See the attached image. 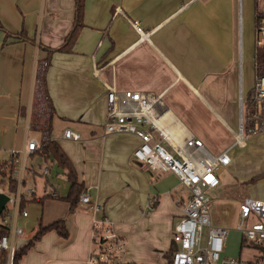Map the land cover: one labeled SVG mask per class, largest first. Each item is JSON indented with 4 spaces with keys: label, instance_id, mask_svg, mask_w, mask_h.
<instances>
[{
    "label": "crops",
    "instance_id": "crops-1",
    "mask_svg": "<svg viewBox=\"0 0 264 264\" xmlns=\"http://www.w3.org/2000/svg\"><path fill=\"white\" fill-rule=\"evenodd\" d=\"M73 13V0H0V149L9 154L15 180L10 194L18 206L28 200L20 192L23 171L35 172L25 160L42 163L46 176L37 194L28 189L39 216L16 210L11 227L7 225L9 240L16 249L39 224L55 219H62L67 229L66 236L55 229L43 232L18 264H87L91 214L77 203L69 208L63 198L69 182L41 150L47 138L67 154L81 189L102 203V212L125 237L127 260L166 251L160 246L159 217L171 225V204L177 205L171 192L181 185L172 173L153 171L133 156L139 143L134 133L102 134L107 87L160 93L161 122L170 133L166 147L193 134L209 153L227 149L230 160L218 169L219 177L227 170L236 182L255 175L264 181V158L250 169H239L247 142H234L239 94L249 95L254 76L253 46L250 40L244 55V35L252 37L256 13L264 14V0H84L83 26L71 50L49 53L43 45L61 44ZM133 19L148 31L145 38L138 39ZM18 31L21 36L13 34ZM65 128L78 132L79 138L64 137ZM30 138L38 147L22 154ZM260 140L250 144L264 153ZM62 177L66 180L58 182ZM226 184L221 177L216 190ZM153 195L156 199L147 208ZM236 195L238 202L245 196ZM168 201L169 209L163 210ZM6 215H0L2 220ZM20 223H28L27 234ZM133 243L137 246L132 249Z\"/></svg>",
    "mask_w": 264,
    "mask_h": 264
},
{
    "label": "built area",
    "instance_id": "built-area-1",
    "mask_svg": "<svg viewBox=\"0 0 264 264\" xmlns=\"http://www.w3.org/2000/svg\"><path fill=\"white\" fill-rule=\"evenodd\" d=\"M131 25L138 33V39L147 36L148 31L141 28L139 21L133 19ZM252 37L254 76L249 95L239 94L238 125L234 133V142L239 145L251 135L264 132V55L261 52L264 47V14L256 13ZM105 100L102 134L134 133L139 143L132 151L133 156L151 170L172 173L187 191L186 195L175 198L181 204V212L172 225L170 241L175 244L174 250L169 259L158 264H241L239 257L223 254L228 228L211 218L212 192L220 184L218 169L230 160L227 149L209 153L202 140L193 134L185 136L171 148L166 147L164 143L169 142L170 133L161 122L164 111L158 108L163 104L160 93L107 87ZM63 136L78 139L79 133L65 128ZM37 147L36 139L30 138L22 154ZM12 154L16 155L17 151L13 150ZM15 160L13 157L12 161ZM0 191L4 190L0 188ZM29 192L32 193L33 188ZM6 193L8 201H13L18 210L17 197ZM155 199L154 195L150 196L146 207L150 208ZM77 204L91 214L87 264H145L124 257L125 237L115 229L114 221L102 212V203L90 198L87 188L80 190ZM19 212L27 214L24 209ZM236 213L239 226L235 229L240 233L241 244L256 249L252 264H264V198L242 197ZM13 230L19 233L21 227ZM0 250L6 251L5 264H11L14 246L9 240V232L0 236Z\"/></svg>",
    "mask_w": 264,
    "mask_h": 264
},
{
    "label": "rangeland",
    "instance_id": "rangeland-1",
    "mask_svg": "<svg viewBox=\"0 0 264 264\" xmlns=\"http://www.w3.org/2000/svg\"><path fill=\"white\" fill-rule=\"evenodd\" d=\"M253 36V31H252ZM248 39V40H247ZM252 43L253 46V38L247 35H244V55L247 54V52L250 50V45L247 44ZM261 49V48H260ZM247 103L244 105L246 106ZM33 118V117H32ZM38 137V135H36ZM261 139V140H260ZM264 143V132L256 133L251 135L246 139L247 145L245 150L242 153V157L240 158V164L238 165L239 169L247 170L252 168L255 165H258L262 157L264 158V153L262 152L263 149H258L252 147L250 143H256L259 142ZM229 154L232 155V151H229ZM8 152L5 149H0V162L10 160L8 158ZM31 163V164H30ZM33 164V165H32ZM19 165V164H17ZM25 166H28L30 168V165L33 166L35 169V172L33 173L30 169H25L22 174V178L25 180V183L21 185L20 192L23 194L25 199H28L25 201V204L23 205V208L28 212V215L31 217H37L39 216V205L36 201H33L30 198V195L28 194V189L30 187H33L35 189V193L37 194L40 190V187L42 186V182L46 180V176L41 173V166L38 165L35 161H28L25 160L24 163ZM154 171V170H153ZM12 170L11 166L5 165L3 166L0 163V188L3 189L5 192L10 193L9 191V177L11 179ZM161 174H164L161 172ZM48 175V174H47ZM223 178L224 181L227 183L226 187L222 188L221 190H216L212 192L213 198V207L211 210V218L213 222H218L222 224L223 226L228 228V232L226 235V239L224 241L223 246V254L227 256H233V257H239V260L241 264H252L256 257V249L251 246H245L241 244L240 242V233L235 228L239 226V218L238 214L236 213V207L238 203V197L236 195V192L240 194V196H246L249 195L251 197H258L262 196L261 193L264 192V181H258V179L254 178H247L243 181L240 180V182L235 181V177H233V174L229 173V171L224 170L223 173L220 175V178ZM49 178V175L47 176V179ZM14 180V179H13ZM62 180H66L65 177L58 178V182L61 183ZM15 181V180H14ZM49 181V180H48ZM235 182V183H234ZM47 184V183H45ZM48 185V184H47ZM180 194L186 195L187 191L182 186H179L178 189L174 192H171V198L174 201L175 198H177ZM13 196L14 193H11ZM156 196V193L154 194ZM163 210H168L170 207V201L165 202L162 204ZM7 214L6 219L2 220V217L0 216V222H3L5 225H8L11 227V217L16 212L17 206L13 201H8L6 203L5 208ZM181 212V204L177 203V205L171 204V213L175 214L174 218L171 220V225H169L168 221L164 220V217H159V225L160 228L158 230V233L160 235V238L162 239L161 245L164 250H167L169 247V242L171 238V231H172V225L175 221L178 219V215ZM21 219H19L20 221ZM21 226L24 227V235L27 234V232L30 231V229L27 231L28 223H20ZM167 226L169 230H167ZM23 235V236H24ZM137 245L136 243H133L131 245V248H135ZM141 244H138V247H140ZM148 247V245H147ZM146 247V249H147ZM142 248L144 249V244L142 245ZM141 258L138 259H132L131 261L137 262V263H145V264H158L163 263L166 260V256H164V253H160L158 251L152 252L150 251L147 254H139Z\"/></svg>",
    "mask_w": 264,
    "mask_h": 264
},
{
    "label": "trees",
    "instance_id": "trees-1",
    "mask_svg": "<svg viewBox=\"0 0 264 264\" xmlns=\"http://www.w3.org/2000/svg\"><path fill=\"white\" fill-rule=\"evenodd\" d=\"M73 8H74V13H73L72 24L68 32L64 35L61 44L56 47H46L43 45V47L46 48L49 53L55 50H59V51L71 50L72 45L77 37V34L79 33V30L83 26L82 15L84 8V0H73ZM0 27L2 26L0 25ZM5 33L12 34L10 32L9 33L5 32ZM13 34L21 36L20 31ZM261 52L264 55V47H262ZM49 120H50V116L48 121ZM47 129L49 130V126H47ZM40 148L44 153H48L51 156V158L63 169V173L69 182L68 190L66 194L63 196V198L66 201H68L69 208H73L77 203L78 194L83 184L82 182H79L77 180L76 172L71 160L69 159L67 154L63 151V149L58 145V143L51 138H47L42 143V145H40ZM0 163L3 166L5 165L11 166L10 161H3ZM256 176L257 175L251 178L256 179ZM8 183H9L8 186L9 191L10 192L14 191L15 189L14 180L9 177ZM22 205L23 202L20 201L19 210L22 209ZM1 214H3V212ZM49 229H55L61 236L67 235V229L62 219H55L47 224H39L37 229L29 237V239L23 245L14 249L11 264H18L20 257L27 251V249L32 245V243L36 239H38L43 232ZM7 233H8V226L5 225L3 222H0V236ZM174 247L175 244L172 241H170L168 249L164 252V256H166L167 259L170 258L172 251L174 250ZM5 262H6V251L0 250V264H5Z\"/></svg>",
    "mask_w": 264,
    "mask_h": 264
},
{
    "label": "water",
    "instance_id": "water-1",
    "mask_svg": "<svg viewBox=\"0 0 264 264\" xmlns=\"http://www.w3.org/2000/svg\"><path fill=\"white\" fill-rule=\"evenodd\" d=\"M8 200L9 195L4 191H0V214L5 209Z\"/></svg>",
    "mask_w": 264,
    "mask_h": 264
}]
</instances>
